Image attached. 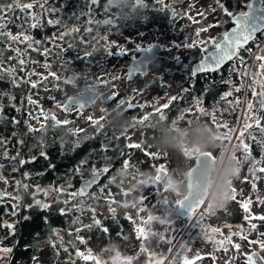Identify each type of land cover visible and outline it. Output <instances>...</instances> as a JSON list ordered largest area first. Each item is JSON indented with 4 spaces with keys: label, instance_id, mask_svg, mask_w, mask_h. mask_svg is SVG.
Returning a JSON list of instances; mask_svg holds the SVG:
<instances>
[{
    "label": "rangeland",
    "instance_id": "rangeland-1",
    "mask_svg": "<svg viewBox=\"0 0 264 264\" xmlns=\"http://www.w3.org/2000/svg\"><path fill=\"white\" fill-rule=\"evenodd\" d=\"M249 1L250 0H220L221 3L225 4L227 10L234 14H237L236 12L240 13L245 11V9L237 8V6L245 5L246 7ZM178 8H183L185 13L180 16L177 22H174L173 34L168 36L170 43H179L181 40H187V43L194 44L204 54L210 52V49H214L212 42H219L231 18L219 8L217 0H185L182 4L177 5L176 10ZM202 27L207 28V31L200 32L199 36H197V31ZM261 40L260 38L259 41ZM200 41L204 43H200ZM259 45L260 44L257 45L254 51L246 49L240 52L239 50V56L243 58L244 63L235 62L233 65L229 66V68H226V76L228 77H226V80L221 81H225L227 85H229L227 81H233L231 83L232 85L236 83L231 88L229 86L230 90L226 92L232 91L231 98L235 92L234 87L237 86V83L245 84V88L241 90V94L245 97L248 93L251 94V88L247 87V85L253 83V74L260 73L259 76L255 77L257 80L264 78V69L259 67V64L264 63V61L256 60V56H264V42L260 46ZM128 46H130V44L126 41L112 42L108 52H112L113 55L109 56L107 53L97 61L85 63L89 64V66L84 68L87 72H83L81 69L78 70L80 80H78L76 86L82 87L86 83L94 81L97 86L114 84L117 79L113 80V72L117 69H123L126 66L120 62L121 56L120 54H115L116 50H119V48L125 50ZM181 55V53L175 54L171 59L166 57L160 58L159 61L155 63L152 73H150V76L147 78L130 82L128 85L120 84V93L112 104L107 105L105 102L96 103L88 111L87 117L77 120L72 129H82L89 123L91 124L88 119L91 114H93L94 118H98L104 115V113L101 112L102 108L111 109L116 106L121 99H131L133 101L132 110L136 109L132 118L133 121V119H141L144 115L152 113V105L162 106L167 102L170 96L176 95L178 96L177 100L169 106L168 110H165V120L167 122H182L184 126H187L192 119H203L218 132L224 133L226 129L223 127L217 128L213 123L212 117L215 111L199 112L198 109L202 107L200 99L192 100L190 104L180 107V101L183 100L184 93L188 90L191 91L194 85L193 77H182L177 73L169 72V69L176 70L174 62L177 58H180ZM97 64H100V67L95 68ZM46 65H48V67H46V73H54L55 75L52 77H56V80L60 75V71L65 73L67 68L66 65H61L57 62H47ZM239 68H242L244 72L247 71L249 74L241 75L243 72L242 70H238ZM232 69L235 70L232 71ZM100 70H103V72L100 73ZM180 70L183 69L181 68ZM85 77H88V81L83 80ZM204 80L209 82V84L212 82L209 78H204ZM51 85L54 86L53 83H51ZM0 86L2 85L0 84ZM255 87L257 92H259L260 86L257 84ZM63 91H68V93H70L71 88L59 85L56 87L55 91L51 90L50 93L48 89V96L54 99L47 98V100H37L38 104L43 105L35 106L36 108L33 109H35L36 112L32 109V116L40 113L37 108H44L46 113L52 108L56 109V104L61 100L60 95ZM226 93L221 95L224 98L222 103H226L220 105L221 109L230 101L227 100V96H225ZM108 95L109 94H106L105 97ZM249 100L253 103L252 114L259 116V110L262 109L259 103L260 98L258 96L253 97L252 94L247 101L242 99L238 113L235 116L232 105L228 106L227 113L229 114L224 116L226 119L223 122H227L228 128L236 129L235 132L230 133L233 136L231 144H229L228 141H224L231 147L233 144L238 143L235 137L239 134L240 128H242L245 123L244 117L247 112V103ZM140 104L146 106L142 108L138 107L137 105ZM126 107L127 105H125V108ZM174 108L177 113L175 117L169 118ZM56 112L58 113L57 110ZM214 116L216 117V123H221L220 118L216 115ZM59 118L58 116L57 119ZM158 118L159 116L157 114L152 115L150 119L156 120ZM132 121L130 123H132ZM148 122L149 121H146V124H148ZM248 122L252 123V121ZM39 127L40 124L35 128ZM93 127L96 128V126ZM257 130H259V128L255 125L250 129L253 138L257 136ZM140 135L141 127L139 124L138 129L129 130L126 136L124 135V142H122L121 145H119L117 133L109 138L103 139L102 137L99 142L98 150H94L93 153L82 159L87 161V163L83 165L84 174L81 175L74 172L75 176H73L72 182L75 188L73 191H76L78 184L84 178L90 176L91 167L95 166L99 169L105 164L109 165L110 171L103 174L105 175L103 184H98L95 191L88 194L89 196H99L100 199L92 200L86 196L85 198L73 200L69 197V193L71 192L58 193L52 188L35 187V191L32 195L34 197L33 205L38 206L36 204L37 200L41 201V203H48L49 205L61 202L60 206L64 209V213H70L72 215L75 212L77 215H72L74 221H77L78 215L81 219L78 223L72 222V227L70 225L68 229L53 230V232L48 235L47 239L32 245L33 264H95L94 260H86L83 256H77V251L84 253V255H88L90 252L93 256L101 259L103 264H113L117 252L120 253L121 259L123 257H133L131 264H153L154 260L158 258L161 253L165 257V264H182L185 258L193 261L194 264H246V259L250 252L256 251L260 256H264V250H261L258 244L253 245L248 242V240H264V236L260 235V233H264V222L251 219L252 217L264 215V204L260 203L261 200H264V173L258 171L260 167H264V147L261 149L258 156H254L253 151L251 152L250 150L251 155L248 156L247 160L244 159L245 153L243 150L238 149L236 151L235 154L237 159L240 160L241 163L239 164L240 171L232 180V187L236 189V200L230 201L229 210L234 208L237 209L234 211L238 213V216L236 215L237 217L234 220H227L221 224L213 225L210 222V217L206 216L203 220L199 219L201 210H198L193 215L192 219L189 218L188 214L186 216L180 215L178 213V207L175 205V195L165 192L162 184H147L130 190V185L127 182L123 184L119 181L113 182V176L117 170L122 169V162L124 159H128L130 162L128 172L131 173V175L128 177V180L131 181V183H137L139 180H146L149 176H154V169L161 163L165 165L168 171L176 167L178 158L174 154L161 153L153 146L155 133L151 127L146 128L145 138L142 140V145L146 147V150L128 148L127 145L129 143H140ZM259 137L261 141L264 142V135ZM257 138L258 137L255 139ZM255 139L251 141L248 134H245V142L249 143V141H251L252 146ZM105 148L107 149L106 151ZM148 153L158 154V156L153 158L152 155H147ZM104 157L113 159H111V163H109ZM10 161L11 160L8 158H3L4 163H10ZM79 164L77 166H79ZM253 168L256 169L254 175L258 177V179H254L253 177V172L251 171ZM0 182L3 184L2 189L4 195L1 202L10 207L9 210L7 208L4 209L2 226L7 227V225L11 224L15 227L17 223V214L21 207V193L19 183H17L19 179L13 177V175L7 171L1 174ZM253 183L257 185L255 191L252 189ZM61 187L65 188V186H58V188ZM101 188L104 189L103 193H101ZM125 192H127V195L124 194ZM16 196H19L20 199H14ZM141 197H143L142 202H140ZM81 199L85 200L84 210L77 211L74 205L79 203ZM164 199H167L169 203L164 204ZM65 200H68V203H64ZM110 200H114L115 203L110 204ZM245 200H251L252 202L249 205V213L247 214L243 212V209L239 208L240 203ZM133 203H136V208L132 207ZM125 204H127V207H125ZM0 207L4 208L5 206L0 204ZM110 207L115 209L114 213L109 210ZM140 208H143L144 211L139 212ZM220 212L223 211H218L217 214ZM13 213L15 214L13 215ZM150 214L160 218L167 217L168 223L166 225H161L158 220L151 221L147 224L142 223V221L147 220ZM244 215H249L250 221L257 224V229L249 230V221L243 219ZM110 217L115 218V221L117 220L116 226L118 227L115 229L110 226L113 225L111 222L109 223L110 225L108 223L105 225L111 235L108 231L105 232L103 230L105 229L103 219ZM94 218L101 221L99 226H93L91 228L84 227L85 225L93 224ZM121 220L126 221V226H124L122 234V223L120 224V222H118ZM201 222L203 223L202 229H200ZM191 223L193 224L191 225ZM79 225L81 227H79ZM228 225H230V227ZM14 227L12 229L9 227L7 228L13 233ZM137 227H144L146 230L151 229L152 232H162L165 236V241H159L158 236L153 237L149 235L147 239L138 237L136 234ZM211 227H219L221 233H206V229ZM77 228L81 230L77 232ZM189 228H191V230H189ZM192 229H194V231H192ZM236 232L246 234L248 240H242L240 236L234 235L231 244H226L224 246L227 247V252L224 251V247H220L214 243V241ZM208 235H212V240L208 239ZM77 237H80L83 243H81ZM168 240H171L172 243L168 244ZM142 243L147 246L148 251H141ZM236 243L241 245L239 250L232 247V244ZM0 247H4L1 245V242ZM169 248L172 250L169 251ZM151 252H155L157 256L151 257ZM10 255L11 253H0V264H8L7 261ZM197 257H200V259H197ZM213 257H215V259H213Z\"/></svg>",
    "mask_w": 264,
    "mask_h": 264
},
{
    "label": "flooded vegetation",
    "instance_id": "flooded-vegetation-1",
    "mask_svg": "<svg viewBox=\"0 0 264 264\" xmlns=\"http://www.w3.org/2000/svg\"><path fill=\"white\" fill-rule=\"evenodd\" d=\"M183 1L185 0H162V2H160V0H143V4L146 5V7L138 8L140 15L132 16L131 19L125 20H121L118 17L117 10L114 7H110L107 12H105L104 5L107 3V0H99V3H97L96 5H93L91 3V0H20L21 3H33V8L30 10H26L25 12H21L19 8L0 12V17H3V19L7 21V27L5 31L10 32L13 35H17L23 31L25 35L31 36L33 38V41L37 39L41 41L40 45L33 44V48L36 49L33 50L27 47V41L23 43H20L19 41L13 42L10 41L6 36H0V60H2V63H0V76H2V78H0V84L2 85L0 86V160H2L0 162V165H2L3 167L0 173V177L3 172L7 171H9L11 175L24 173V171H22V166L19 164V160L24 159L27 153V156H30L31 152L36 150L37 146L31 143V137H33L34 135L40 137V143L43 146L46 143L45 137L48 135V133L56 132L57 129L61 130V138H63V140L67 141L68 143H66L64 145L65 147L62 148L61 138H59L60 150L58 151L60 153V156H68L77 153V151L80 149H83L85 144L89 143V141L93 142L95 138L94 135L101 134L102 131L103 139L109 138L113 134L117 133L118 142L119 145H121L120 141L124 142V135H122L121 133L125 128H128L129 130L139 128V124L131 126L132 123H130L128 126L119 129V131L111 130L109 129L110 124H107L104 121L106 125L105 128L101 132H96L95 128L89 123L82 129L85 130L83 133L88 136L90 135L89 137H91V139L83 141L78 149L69 151L68 149L70 148L71 141H74L75 139H77V137L72 136L71 134H66L67 130L69 128L72 129L77 120L87 117L88 111L91 109L93 104L86 106V108L79 112L75 110L71 112H64L61 108L58 107H56V109H50L47 113L55 114L56 117L59 116V120L62 121L67 119L71 121V123L68 125H61L55 128L51 126L53 124V121H51L50 119L45 121L44 117L40 116V113L32 116V109L36 108L35 106L37 105L43 104H28V96H31L32 99L36 101L42 99L47 100V98H50L48 96V89L50 93L51 90L55 91L56 87H58L59 85L71 88L70 93H68V91H63L61 93V100L59 101V103H66L68 97L77 96L78 88L84 87L76 86L78 80H80V76L75 75V81L71 84L65 83V80H67L68 77H72L74 74H79L78 70L80 69L83 72H87L86 70H84V68L86 66H89V64L85 63L97 61L101 57L105 56L108 53L109 49V47L105 48V44L111 45V43L115 41H126L130 44V46L125 49L124 53L120 54V62L126 65L125 68L117 69L113 72L112 76L118 77L115 83L106 86L96 85L100 92L104 93L105 95L109 94L108 96H110L115 93L113 100H111L110 102H105L107 105L112 104L113 101L118 98L117 95L121 90L119 87L120 84L128 85L130 82H135L147 78L148 76H150V73H152L155 63L158 62L160 58L166 57L171 59L175 54L178 53H181L182 55L174 62L176 70L169 69V72L177 73L182 77H193V79L198 76L203 79L212 77L213 75H209L211 73H205L201 75H193L192 73V65L195 62L199 61L205 55L198 47H187V40H181L179 43H170V39H168V36L173 34L174 22H177L180 16L185 13L183 8H178L176 10L177 5L182 4ZM10 3H13V0H0V6ZM41 5H43V7H41ZM25 17H28V19H25ZM33 17L38 18L39 21L36 28L30 27V25L35 22ZM90 19H94L97 21L110 19L112 23L108 25L103 23H99L98 25L89 24L88 21ZM48 20H58L60 21V23L48 24ZM72 28H76L78 29V31L65 36L64 39H60V34L62 32H68ZM88 28H92L93 31H86V29ZM101 37H107V40L105 41L104 39H101ZM69 44L72 45L71 48L68 47ZM153 46H160L161 52L157 55V58L148 66L146 75L136 74L133 78H128V69L130 63L134 59L139 58L144 51ZM16 48H19L21 52L19 59H23L26 61L25 65L23 66H20L18 63V59L15 58L17 56V53L15 51ZM45 48L48 49L47 53L44 52ZM212 49H210L209 51H211ZM117 51L118 49L116 50V52ZM86 53H92V55L89 56L86 55ZM10 57L12 59H10ZM47 62H57L61 65H66V72L62 73V71H60V75L56 80V77L53 78L52 75L46 73L45 65ZM99 65L100 64L95 65V68L100 67ZM21 67H23V71L21 70ZM181 68L183 70H180ZM7 69H15L14 76H9L6 71ZM102 72L103 70H100V73ZM28 73L33 74L29 76ZM222 73L223 72L220 71L214 72V76H220L222 75ZM43 77H46V79H42ZM13 79L17 81L18 86L12 83ZM25 80L39 81V83L36 88H32L30 82L24 83ZM83 80L88 81V77H85ZM50 82L53 83L54 86H52ZM94 83L96 84L95 81ZM206 93V89L200 92L201 106L207 112L215 111L214 115L220 118L221 123L226 119V117L223 116V113L224 115L229 114L227 113L229 105L233 106L235 116L240 108V104L237 105L236 103V101L239 100L238 97L242 96L240 101H242V99H245V101H247V99L251 96L250 94V96L246 95L244 97V95L241 94V91L239 93L234 92L232 98L231 96H227V100L230 101L223 109L220 108L221 104L219 105L218 103H216L217 106H214L212 109L207 110L203 106ZM190 94V90L185 92L183 100L185 98L189 99L188 96ZM222 98L223 97H221L220 94L218 96V101L220 100L219 103H222L224 99ZM231 99H234V101L232 102ZM98 103L100 102H97V104ZM223 104L226 103H222V105ZM17 109H19V111H17ZM132 109L133 108L125 111V114H127L128 112L132 113L136 111V109ZM225 109L226 112H223L225 111ZM37 110L40 112L41 110H43L44 112L46 111L44 108H37ZM56 110L58 111V113L56 112ZM33 111L36 112L35 109H33ZM263 111L264 108L259 110V117H261L262 119ZM39 116V122L37 121V119H33V117ZM91 116L93 117V114H91ZM14 121L18 123H14ZM40 123H45L46 131H36L31 133L28 131V125H31L33 128H35ZM140 127V149H145L146 147L142 145V135L145 134V130L148 127L142 125H140ZM261 127H263L262 124ZM256 134V137H258L260 134V130H257ZM255 138L252 137L251 141ZM20 141H23V143H20ZM251 141H249L248 143L250 150ZM5 152H7L8 154L7 157L4 156ZM93 152L94 150L92 146L87 147L83 151V154H81V159ZM13 156H16L17 159H10V157ZM3 158L10 159V163H4ZM79 162L73 165L74 168H76ZM101 176L102 180L105 175L102 174ZM90 177L91 176L84 178L78 184L76 190H78V187L81 183L88 180ZM100 182L101 183L99 184L101 185L104 181ZM21 185H24V183H22V179L19 177L20 190L22 188ZM2 186L3 184L0 182V191H3ZM59 186H65V192H72L75 188L71 177L63 180ZM97 186H93L88 194L93 193ZM37 188L40 187L38 186ZM80 198L81 197H77L76 199ZM0 204L3 205L4 203L0 200ZM234 210L237 209H231L227 213L220 212L217 215L222 217L223 215L232 216L231 214L235 212ZM235 218H225L219 222L216 219L211 218L210 222L213 225H218L227 220H234ZM192 224L193 223H191V225ZM191 228H189V230H191ZM202 228L203 223L201 222L200 229ZM192 231H194V229H192Z\"/></svg>",
    "mask_w": 264,
    "mask_h": 264
},
{
    "label": "snow or ice",
    "instance_id": "snow-or-ice-1",
    "mask_svg": "<svg viewBox=\"0 0 264 264\" xmlns=\"http://www.w3.org/2000/svg\"><path fill=\"white\" fill-rule=\"evenodd\" d=\"M160 2H162V0H160ZM91 3L93 5H96L97 3H99V0H91ZM258 3L260 4V7L257 8L253 3H248L247 4V8L249 9V11H242L240 12L238 15L232 13L231 11H228L225 4L221 3L220 0H217V4L219 6L220 9H222L225 14L229 17L232 18V20L235 23V27L231 30V32L225 31L223 33V37L219 42H212L213 43V47H214V51H211L208 53V55L201 59V61L198 64V67L193 70V75H197L198 73H205V72H213L216 70H219L221 68V66L225 63V61H232L234 58H237L239 56V50L241 49H245V46L249 44L250 41H253L256 37V34L261 32L262 30H264V0H258ZM135 5L137 8L139 7H146V5L143 4V0H135ZM41 7H43V5H41ZM113 7V2L112 0H107V3L104 5V9L105 12H107V10ZM15 8H19L21 12H25L26 10H30L33 8V3L30 2H25V3H21L20 0H13V3L7 4V5H3L0 6V12H4L7 10H14ZM175 15V13H174ZM203 15V14H201ZM25 19H28V17H25ZM33 19L35 20V22H33L30 27L31 28H36L38 25V18L33 17ZM48 24H59L60 21L58 20H48L47 21ZM89 24H99V23H103V24H111L112 21L110 19H105L103 21H97L94 19H90L88 21ZM7 27V21H5L3 19V17H0V36H6L10 41L16 42L19 41L20 43H23L25 41L28 42L27 47L29 49H33L36 50L35 48H33V44L35 45H40L41 41L40 40H35L33 41V38L29 35H25L23 33V31L17 35H13L10 32L5 31ZM78 29L76 28H72L70 29L68 32H62L60 34V39H64L65 36L71 34V33H75L77 32ZM86 31L88 32H92L93 29L92 28H88L86 29ZM207 31V28H200L197 31V36H199L200 32H204ZM22 37V39H21ZM101 39H104L105 41L107 40V37H101ZM200 43H204L203 41H200ZM187 47L191 48L194 47L195 45L192 43H188L186 45ZM69 48L72 47L71 44L68 45ZM111 47V45L105 44V48ZM119 47V46H118ZM246 50V49H245ZM17 56L15 57L16 59H18V63L20 66L25 65L26 61L23 59H19V56L21 55L20 49L16 48L15 49ZM124 49L123 48H119V50L115 53L116 55L119 54H123L124 53ZM44 52L47 53L48 49L45 48ZM86 55H92V53H86ZM108 55L111 56L113 55L112 52H108ZM10 59H12L10 57ZM256 60L257 61H264V56H256ZM0 63H2V60H0ZM240 63L243 64L244 60L243 58H240ZM45 67H48V65H45ZM259 67L261 69H264V63H260ZM21 70L23 71V67H21ZM235 69H232V71H234ZM9 76H14V72L15 69H7L6 70ZM33 73H28V75H32ZM249 73L247 71L241 73V75H248ZM49 75L54 76V73H49ZM260 73H254L253 74V83L251 85H247V87L251 88V94L253 97H259L260 98V106L261 108H264V78L257 80L255 77L259 76ZM0 78H2V76H0ZM129 78H131V73H129ZM42 79H46V77H43ZM118 79V77H113V80ZM75 81V75H73L72 77H69L67 80H65V83L71 84ZM31 83V87L32 88H36L39 81H28L25 80L24 83ZM12 83L16 86H18L17 81L15 79L12 80ZM227 83H231L230 81H227ZM259 85L260 86V91L257 92L255 85ZM243 88H245V84L241 83L240 86L238 87H234V91L236 93H239ZM94 92V89H93ZM232 95V91H229L228 93L225 94V96H231ZM115 96V93H113V95L110 96H106L104 98V102L106 101H111ZM178 96L176 95H172L167 99V102L164 103L162 106H156V105H152L153 107V112L152 113H148L146 115H144L141 119H133L132 121V125L134 126L136 124H140L142 126L145 127H149V124H146V121H149L152 115H157L159 116V119L161 120H165L166 119V114H165V110L169 109V106L175 101L177 100ZM11 99V97H10ZM50 99H54L52 97H50ZM97 99V96L95 94L93 95H85L83 93L77 95V96H70L67 98V102L66 103H57L56 107L61 108L64 112H71L73 110L79 112L82 109H84L86 106L93 104ZM223 99V98H222ZM27 103L31 104V105H35L37 103L36 100L32 99L31 96L27 97ZM237 105L241 103L240 100L236 101ZM125 105H127V107L125 108ZM138 107H145L146 105L144 104H140L137 105ZM117 108H122L123 112L125 114V111H127L128 109H131L133 107V101L131 99H121L118 104H116ZM252 109H253V103L252 101H248L247 103V112L245 113V123L243 124V127L240 128L239 130V134L235 137V139L238 141L237 144H233L232 145V158L237 162V164H240L241 161L237 159L236 156V151L238 149L243 150V152L245 153L244 159L247 160L248 156L251 155L250 152V147L249 144L245 142L244 137L245 134L247 133L249 138H252V133L250 131V129L253 128V126L255 125L256 127L259 128L260 132L262 135H264V127H260L262 124V118L259 116H255L252 114ZM199 112L203 113L205 112V109L203 107L198 109ZM17 111H19V109H17ZM108 109L107 108H102L101 112L105 113L107 112ZM190 111V109H189ZM40 116L44 117V120H51L53 121V124L51 125L53 128L61 126V125H68L71 123V121L65 119L63 121L57 119L55 114H49L44 112L43 110H41L40 112ZM33 119H37V121L39 122V117H33ZM89 121L91 122V124L93 126H96L95 130L97 132H101L104 128H105V123H103V121H105V116L101 115L98 118H94L89 116L88 117ZM213 123L216 125L217 128H221L223 127L224 129H226V131L224 133H221L220 139L222 141H228L229 144H231V141L233 140V136L230 134L232 132H235L236 129L235 128H228V124L227 122H223V123H216V117L213 115L212 117ZM248 121H252V123H249ZM14 123H18L16 121H14ZM173 123H175V121H173ZM28 131L31 132H36V131H46V126L44 123H40V127L37 128H33L31 125H28ZM85 130L81 129V128H76V129H71L69 128L67 130L66 134H71L72 136L77 137V139H75L74 141H71L70 143V148L68 149L69 151L73 150V149H78L81 145V143L85 140H89L91 139V137H89L88 135H80L81 133H83ZM129 131L128 128H125L123 130V132L121 133L122 135L127 134V132ZM20 143H23V141H20ZM68 143L67 141H64L63 138H61V147L63 148L64 145ZM128 148L130 149H140L141 148V144L139 143H129L127 145ZM261 147H264V142L261 143ZM107 149L105 148V151ZM41 156L46 157L45 152L42 150L40 152ZM147 155H152L153 158H156V156H158V154H152V153H148ZM190 155V154H188ZM201 155H205V156H212L211 153H202ZM4 156L7 157L8 154L7 152L4 153ZM10 159L12 160H16L17 157L13 156L10 157ZM36 158L32 157V161H34ZM105 160H108L109 163H111V159L110 157H104ZM32 161H25L24 159H20L19 160V164L20 165H24L26 162H32ZM87 163L86 160H81L79 166H77L74 171L78 174L83 175L84 171H83V165H85ZM0 167H2V165H0ZM130 167V162L128 159H124L122 162V169L124 171H128ZM110 171L109 165L105 164L103 167L101 168H97L95 166L90 168V176L91 178L84 181L83 185L76 191H72L71 193H69V197L70 199L75 200L77 197H81L84 198L86 196H88L89 199L92 200H97L100 199L99 196H89L88 195V189L91 188L93 185H95L97 183L98 178L104 174V173H108ZM240 171V169H239ZM253 172V177L254 179H258V177H255V171L256 169L253 168L251 170ZM258 171L260 173H264V167H260L258 169ZM155 175L154 176H149L148 179L146 180H139L137 183L139 186H143V185H147V184H162V187L164 189L165 192H168V187L167 185H165L162 181L163 178L165 176H167L168 174V169L165 167L164 164H160L158 167H156L154 169ZM28 174L25 173V176H27ZM189 175H191V173H189ZM19 183V182H17ZM232 183V182H231ZM21 187H23L24 189L28 188V185H21ZM198 186H195L191 180H189V184H188V188H189V192L191 193L192 190L194 188H196ZM257 185L255 183L252 184V189L255 191ZM39 190V189H38ZM47 191V190H45ZM56 192L58 193H63L66 191L65 188L61 187V188H56L55 189ZM104 189L101 188V193H103ZM125 195H127V192L124 193ZM14 199L19 200L20 197L16 196L14 197ZM236 200V189L231 187V201H235ZM143 201V197H141V201ZM64 203H68V200H65ZM110 204L115 203L114 200H110L109 201ZM164 204H168L169 201L167 199L163 200ZM251 200H245L242 203H240L239 208L243 209V212L245 214L249 213V205L251 204ZM260 203L264 204V200H261ZM36 204L43 208V209H49L50 205L48 203H41V201L37 200ZM84 204H85V200L81 199L79 201V203L74 205L75 210L77 211H83L84 210ZM175 205L176 207L179 208H187L188 210V216L190 219H192L193 215L197 212L198 209L201 210V215L199 217V219L203 220L206 216L216 219L218 222L220 221V217L217 215V211L213 210L211 208L210 205H206L205 200L203 199L202 196H200L199 194H197V196L193 199H188L187 197H185L184 199H177L175 201ZM203 206V208H202ZM125 207H127V204H125ZM133 208H136L137 205L136 203L132 204ZM111 212H115L114 208L109 209ZM94 211V209H93ZM144 209L140 208L139 212H143ZM61 214H64V209L60 210ZM15 213H13L14 215ZM232 216L237 215V212H233L231 214ZM243 219L248 220L249 221V230H255L257 229V224L256 223H252L250 221V217L249 215H244ZM251 219H255V220H259L264 222V215L258 216V217H252ZM158 220L159 223L161 225H166L168 223L167 217L165 218H160L154 215H148L147 220L146 221H142V223H149L151 221H155ZM79 220L77 219V221H74V223H78ZM101 224V221L98 219H93V224L90 225H85L84 227L87 228H91L93 226H99ZM230 227V225H228ZM7 227H9L10 229H12L14 226L9 224L7 225ZM81 229L77 228L76 231L79 232ZM105 232L108 231L107 228L103 229ZM206 233H210V234H220L221 230L219 227H211L209 229H206ZM136 234L138 237H141L143 239H147L149 235L155 237L158 236L159 237V241L164 242L165 241V236L163 235V233H157V232H152L151 229H145L144 227H137L136 228ZM240 236V239L242 240H248V236L246 234H242L241 232H236L233 233L227 237H224L222 239L216 240L214 241V243H216L218 246L220 247H224L226 244H231L232 242V237L233 236ZM261 236H264V233H260ZM212 235H208V239L212 240ZM77 239L80 240L81 243H83V240L80 237H77ZM248 242L250 244L253 245H259L261 250H264V240H248ZM168 244H171L172 241L168 240L167 241ZM232 247H234L235 249L239 250L241 248V245L239 243L236 244H232ZM172 249L169 248V251H171ZM13 251V249L11 247H0V253L3 254H10ZM141 251H148L147 246L142 243L141 244ZM224 251L227 252V247H224ZM77 256H83L84 259L86 260H94L95 264H103V262L101 261V259H99L96 256H93L90 252L88 255H84V253L77 251L76 252ZM151 257H156L157 254L155 252H151L150 253ZM197 259H200V257H197ZM213 259H215V257H213ZM257 259L264 261V256H257L256 253H253L251 255H249L246 259V264H257ZM133 260V257H123L121 259L120 257V253L117 252L116 253V258L114 259L113 264H131ZM154 264H165V257L164 255L161 253L159 254L158 258H156L154 260ZM182 264H194L193 261L189 260L188 258H185L182 262Z\"/></svg>",
    "mask_w": 264,
    "mask_h": 264
},
{
    "label": "trees",
    "instance_id": "trees-1",
    "mask_svg": "<svg viewBox=\"0 0 264 264\" xmlns=\"http://www.w3.org/2000/svg\"><path fill=\"white\" fill-rule=\"evenodd\" d=\"M237 8L246 10L245 5H238ZM236 13L239 14L238 12ZM230 26L231 23L229 20L226 30ZM260 38L262 39L261 41H259ZM255 40H257L255 43L249 45L250 48H255L258 44L264 41V30L257 36ZM243 50L244 49H241L240 52ZM229 64L219 70L220 72H223L222 75L214 76V72L213 74H209L213 75L212 77H209V80H212V82H210L211 84H209V82L205 81L203 78H200V76L194 78V85L191 88V94L188 96L189 99L185 98L184 100H181L180 107L190 104L192 100H199L200 92H202V90L204 89H206L207 93L203 102V106L207 110H210L214 106H217L216 103L222 105V103H219L220 100L218 101V96L220 94L222 95L223 93H226L228 90H230L231 87H233V85L236 84L233 83L232 85V81L231 83H229V85H227L225 84V81H221L226 80V77H228L226 76V68H228ZM238 86L239 84L237 83L236 87ZM248 95H250V93ZM241 98L242 96L238 97L239 100H241ZM231 101L233 102L234 99H231ZM223 112H226V109ZM176 113L177 112L174 108L169 118L175 117ZM134 114L135 112H128L127 114H124L126 119L128 120V125L130 124ZM223 116H225L224 113ZM262 117V126L264 127V111ZM109 129L119 131V129L122 128L110 125ZM82 135H85V133H82L81 136ZM142 136L144 139L145 134H143ZM259 136H262L261 132ZM259 136L257 139H255V141H253V146L251 145V152L253 151L254 156H258L261 149L263 148L261 147L262 141ZM94 137L95 138L93 142L89 141V143L85 144L83 149H80L77 151V153L68 156H60V153L58 151L60 150L59 138H61V130L57 129L56 132L48 133V135L45 137L46 143L43 146L40 143V137H38L37 135L31 137V143L35 144L37 148L36 150L31 152L30 156H27V153L24 160L28 161L30 159L32 161V157H35L36 159L32 162H26L24 165H21L22 171H24V173L13 174V177H16L17 179H19L20 177L22 179V183H24V185H28L27 189H24L22 187L20 190L21 207L17 214V223L14 227L13 233H11L12 231H10L7 227L2 226V215L4 209L7 208L9 210L10 207L5 204H3L5 206L4 208L0 207V242L2 246L11 247L13 249L11 255L9 256V260L7 261L8 264H33V249L31 248L32 245L47 239L48 235H50L55 229H68L70 225L72 227V222H74L72 215H77L75 212L72 215L70 213L61 214V202L51 204L49 209H43L39 206H35L33 205L34 197L32 195L35 191V187H51L54 189L55 186L56 189L66 178H73V176H75V168L73 165L82 160L81 154H83V151L87 147L92 146L93 150L98 149L99 142L103 137V131L101 134L94 135ZM120 143L122 142L120 141ZM42 150L45 152L47 158L40 155V152ZM1 161L2 160H0V162ZM25 173H27L28 175L25 176ZM103 179L101 181H103ZM1 192L3 195V191ZM77 218L80 221L81 217L79 215L77 216ZM116 221L113 217L104 218L103 225L105 227L107 223L109 224L111 222L113 223V225H109L117 229L118 227L116 226ZM118 222H120V224L122 223V234L124 231L123 228L124 226H126V221L121 220ZM79 227L81 226L79 225ZM109 234L111 235L110 232Z\"/></svg>",
    "mask_w": 264,
    "mask_h": 264
},
{
    "label": "clouds",
    "instance_id": "clouds-1",
    "mask_svg": "<svg viewBox=\"0 0 264 264\" xmlns=\"http://www.w3.org/2000/svg\"><path fill=\"white\" fill-rule=\"evenodd\" d=\"M112 2L121 20L140 15L134 0ZM247 47L246 49H250V46ZM81 93L95 94L97 99L93 105L104 102L105 94L100 92L94 82L78 88L77 95ZM104 116L107 124L119 128L128 125L122 108L114 106ZM148 124L155 133L153 146L161 153H171L178 158L176 167L170 169L162 181L167 185L168 192L175 195V201L185 197L193 199L199 194L213 210L227 213L231 201V182L239 172V164L232 158V147L220 139L221 133L203 119H192L187 126L182 122H167L159 118L150 119ZM202 153H211L212 156L201 155ZM130 175L128 171L119 169L113 176V182H127L130 190L136 189L139 185L128 180ZM189 180L198 186L191 193L188 188Z\"/></svg>",
    "mask_w": 264,
    "mask_h": 264
},
{
    "label": "water",
    "instance_id": "water-1",
    "mask_svg": "<svg viewBox=\"0 0 264 264\" xmlns=\"http://www.w3.org/2000/svg\"><path fill=\"white\" fill-rule=\"evenodd\" d=\"M249 3H253L257 8L260 7V4L258 3V0H250ZM245 11H249V9L247 8L246 6V10ZM238 15V14H236ZM230 23H231V26L226 30L228 32H231V30L236 26L234 21L232 20V18H230ZM263 31V30H262ZM261 31V32H262ZM257 33L256 34V37L255 39L257 38V36L261 33ZM223 37V36H222ZM222 39V38H221ZM220 39V40H221ZM255 39L253 41H255ZM253 41H250L248 45H246L245 47L249 46ZM211 51H214V49H212ZM210 51V52H211ZM161 52V47L160 46H153L151 48H149L148 50L144 51L142 53V55L137 58V59H134L130 65H129V69H128V78H129V73H131V78H133L136 74H142V75H146L147 73V69H148V66L157 58V55ZM209 53V52H208ZM205 54L201 59L205 58L207 55ZM201 59L197 62H195L193 65H192V73H193V70H195L197 67H198V64L199 62L201 61ZM231 61H225V63L221 66L220 69H222L223 67L227 66ZM219 69V70H220ZM219 70H216V71H213V72H217ZM213 72H205V73H213ZM205 73H198L197 75H201V74H205ZM69 78V77H68ZM67 78V79H68ZM130 78V79H131ZM114 99V98H113ZM112 99V100H113ZM107 102H110V101H107ZM92 105V104H91ZM86 108V107H85ZM83 110V109H82ZM3 167H0V173L2 171ZM91 178V177H90ZM89 178V179H90ZM101 178L102 176H100L97 180V183L95 185H97L100 181H101ZM84 183V182H83ZM83 183H81L78 187V189L83 185ZM93 185V186H95ZM92 186V187H93ZM89 188L88 189V192L92 189ZM3 199V195H2V192L0 191V200ZM178 213L182 216H186L188 214V210L187 208H179L178 207ZM253 253H256L257 256L259 257L260 255L256 252V251H253L251 253H249V255L253 254ZM248 255V256H249ZM154 264V263H153ZM257 264H264V261H261L259 259H257Z\"/></svg>",
    "mask_w": 264,
    "mask_h": 264
},
{
    "label": "built area",
    "instance_id": "built-area-1",
    "mask_svg": "<svg viewBox=\"0 0 264 264\" xmlns=\"http://www.w3.org/2000/svg\"><path fill=\"white\" fill-rule=\"evenodd\" d=\"M257 40H255V41H253L251 44H253V43H255ZM264 42V41H263ZM262 42V43H263ZM262 43H260V45L262 44ZM259 45V46H260ZM257 48V46L255 47V48H250L249 50L250 51H254L255 49ZM240 58H242L241 56H238L237 58H234L232 61H231V63L229 64V66H231V65H233L235 62H240ZM229 66H228V68H229ZM238 70H242V72H244V70L242 69V68H239Z\"/></svg>",
    "mask_w": 264,
    "mask_h": 264
},
{
    "label": "bare ground",
    "instance_id": "bare-ground-1",
    "mask_svg": "<svg viewBox=\"0 0 264 264\" xmlns=\"http://www.w3.org/2000/svg\"><path fill=\"white\" fill-rule=\"evenodd\" d=\"M238 216V215H237ZM236 215H235V217H237ZM220 217V221H222L223 219H225V218H231V219H233V218H235L234 216H226V215H223V217L222 216H219Z\"/></svg>",
    "mask_w": 264,
    "mask_h": 264
}]
</instances>
